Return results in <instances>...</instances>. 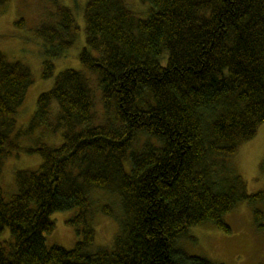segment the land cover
<instances>
[{"label":"trees","instance_id":"16d2710c","mask_svg":"<svg viewBox=\"0 0 264 264\" xmlns=\"http://www.w3.org/2000/svg\"><path fill=\"white\" fill-rule=\"evenodd\" d=\"M140 1L147 17L126 0L87 1L79 56L96 74L107 116L94 121L91 76L60 71L28 129L62 130L58 146H22V130L14 135L33 78L0 50V176L14 151L43 158L36 170H17L16 190L0 196V234H12L0 240V264H222L180 248L191 226L230 232L225 215L248 200L263 227L264 190L249 193L229 157L264 122V0ZM58 15L37 31L51 44L44 77L54 73L50 55L71 47L79 28L72 8ZM91 188L118 197L120 211L101 207L118 221L111 247L95 246ZM69 209L80 239L72 248L48 245L51 215Z\"/></svg>","mask_w":264,"mask_h":264},{"label":"rangeland","instance_id":"374dc122","mask_svg":"<svg viewBox=\"0 0 264 264\" xmlns=\"http://www.w3.org/2000/svg\"><path fill=\"white\" fill-rule=\"evenodd\" d=\"M88 0H9L0 4V50L10 61L26 64L32 74L33 82L28 87L26 97L16 115L18 130H22L19 143L22 146H36L41 143L60 145L63 142L62 130L56 135L49 134L43 127L30 131V120L38 106V96L50 89L60 71L74 68L90 77L94 91V121L103 124L106 120L105 108L101 98L96 75L80 61V52L86 44L84 8ZM130 7L142 18L147 17L148 3L140 0H126ZM72 8L78 32L75 43L65 49L60 56H52L55 69L50 77L43 76V60L46 49L43 37L38 29L43 24H50L59 19L58 8ZM55 45V43H54ZM57 102H54V106ZM112 112V111H111ZM143 137L135 141L133 149L139 150ZM235 170L246 182L249 193L264 190V122L259 126L255 137L241 144L235 154L229 157ZM43 158L39 153H27L24 150L14 151L5 159L0 176V196L8 199L16 190L15 173L20 169L36 170ZM128 166V161H125ZM92 224L95 228V246L111 247L119 226L114 216L106 215L101 207L106 203L120 211L118 197L114 192L91 188ZM257 206L263 210L259 228L254 217V207L248 200L240 201L237 206L225 215L230 232L218 228L215 224L205 222L191 226L188 234L179 242L180 248L192 256H205L222 264H264V200ZM76 209L56 211L51 215L55 227L46 235L48 245L57 244L66 248L74 247L80 239L76 228L68 222ZM12 239L10 229L0 234V240ZM52 264V263H51Z\"/></svg>","mask_w":264,"mask_h":264},{"label":"bare ground","instance_id":"6f19581e","mask_svg":"<svg viewBox=\"0 0 264 264\" xmlns=\"http://www.w3.org/2000/svg\"><path fill=\"white\" fill-rule=\"evenodd\" d=\"M132 150H134V149H132Z\"/></svg>","mask_w":264,"mask_h":264}]
</instances>
